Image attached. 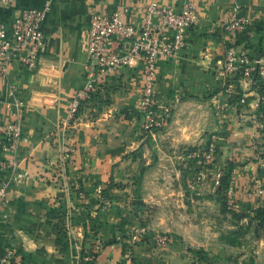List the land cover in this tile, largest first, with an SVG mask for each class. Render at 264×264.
Wrapping results in <instances>:
<instances>
[{
  "label": "crops",
  "instance_id": "crops-1",
  "mask_svg": "<svg viewBox=\"0 0 264 264\" xmlns=\"http://www.w3.org/2000/svg\"><path fill=\"white\" fill-rule=\"evenodd\" d=\"M45 1L0 6V21L9 33L16 12L40 9ZM149 1L177 12L193 2L199 13L176 57L157 62L153 96L158 114L168 110L166 124L149 133L141 128L136 109L141 68L132 60L79 106L68 133L74 151L60 161L58 126L83 83L90 15L125 6L126 19L136 22ZM236 17L247 20L244 27L227 29ZM40 30L39 65L31 71L17 62L7 67V79L23 102L22 137L18 165L0 204V258L12 250V260L22 264H77L84 232L93 229L102 243L93 264H198L189 248L203 245L205 225L192 214L185 218L172 200L183 199L177 187L188 183L186 198L211 202L219 188L214 167L189 156L211 137L218 150L214 165L231 166L233 194H224L226 209L246 222L264 209V197L251 193L256 181L264 182L251 148L257 139L250 117L258 91L241 85L247 99L240 104L223 90L229 81L223 69L227 50L264 55V0H49ZM7 99L0 78V124L10 119ZM8 175L0 169V177ZM168 183L175 191L165 190ZM76 190L85 193L83 201ZM154 232L166 236L165 246L151 240Z\"/></svg>",
  "mask_w": 264,
  "mask_h": 264
},
{
  "label": "built area",
  "instance_id": "built-area-1",
  "mask_svg": "<svg viewBox=\"0 0 264 264\" xmlns=\"http://www.w3.org/2000/svg\"><path fill=\"white\" fill-rule=\"evenodd\" d=\"M14 0H0V6H9ZM49 0L43 7L22 8L11 20L9 33L5 24L0 21V78L7 84V104L10 108V119L0 124V148L4 159L0 161V169L8 172L6 179L0 177V204L5 198L11 176L18 165L19 142L22 137L23 102L17 97L14 86L7 79V67L17 62L27 70H34L39 65V52L43 42L40 23L48 9ZM127 7H120L111 13L94 12L88 19L85 59L82 64L83 83L73 91L70 99L66 121L58 126V145L60 161L74 151L72 142L68 141L71 122L74 120L79 106L90 100L93 94L106 85L111 76L120 68L130 66L133 60L141 68L139 97L136 103L139 123L145 132H151L166 124L168 110L158 114L155 107L153 89L156 83L157 62L173 60L178 51L186 44V31L199 23V13L193 2H186L177 12L172 6L160 5L154 1L146 3L136 22L126 19ZM246 19L236 17L229 20L227 29L241 30ZM223 69L229 81L223 86L224 92L235 94L240 104H245L247 94L241 85H252L257 89V97L253 102L255 112L251 115V123L257 133V139L251 148L258 159L260 170L264 174V56H250L245 50H227L223 57ZM218 155L215 138L204 146L189 154L191 158L214 167L212 178L215 185H220L222 167L216 166ZM196 181V180H195ZM194 181L190 186H194ZM76 197L83 201V194L76 190ZM252 194L264 197V182L256 181ZM228 197L233 194V186L226 191ZM151 240L165 246L164 235H152ZM78 256L77 264H93L95 254L102 243L97 234L85 240ZM6 257L0 262L22 264L14 261L13 251L8 250Z\"/></svg>",
  "mask_w": 264,
  "mask_h": 264
},
{
  "label": "rangeland",
  "instance_id": "rangeland-1",
  "mask_svg": "<svg viewBox=\"0 0 264 264\" xmlns=\"http://www.w3.org/2000/svg\"><path fill=\"white\" fill-rule=\"evenodd\" d=\"M187 184L180 183V187H177L182 192L183 199L172 201L182 207L187 214L185 218L192 214L194 220L203 221L204 224L201 226L205 225L204 231H201L203 235L201 238H204L203 245L189 248L190 254L197 259V263L264 264V221L262 224L259 223L262 221H258L261 216L253 214L246 218V222L241 214L227 210L222 196L223 191L220 189H216L210 203L186 198L190 190ZM165 187L166 191L176 189L171 183L165 184ZM175 196L173 195L172 198L174 199ZM168 206L173 208L171 204ZM209 221L211 224L208 223ZM191 233L187 232L188 236H191Z\"/></svg>",
  "mask_w": 264,
  "mask_h": 264
},
{
  "label": "trees",
  "instance_id": "trees-1",
  "mask_svg": "<svg viewBox=\"0 0 264 264\" xmlns=\"http://www.w3.org/2000/svg\"><path fill=\"white\" fill-rule=\"evenodd\" d=\"M93 96H94V94L92 95V97L90 98V100L93 98ZM85 103V102H84ZM81 105H83V103L81 104ZM80 105V106H81ZM230 173H231V166H225V167H222V176H221V178H220V185H219V188L218 189H220V190H222L223 191V193H222V196H224V194H225V192H226V190H227V188H228V186H229V181H230ZM114 185V184H113ZM113 185H108L105 189H103L102 191H101V195H106V192H107V190L110 188V186H113ZM83 195H85V193L82 191L81 192ZM89 199V198H88ZM225 199V198H224ZM89 201V200H88ZM90 202H91V200H90ZM86 208L88 207V205L86 204V206H85ZM255 215H257V216H261V218L258 220V221H262V222H259V223H263V221H264V209H258L257 211H256V213H255ZM93 236H95V231L93 230V229H90V230H86L85 232H84V239H86L87 241L88 240H90L91 238H93ZM85 245L86 244V242L85 241H83L82 242V245Z\"/></svg>",
  "mask_w": 264,
  "mask_h": 264
},
{
  "label": "water",
  "instance_id": "water-1",
  "mask_svg": "<svg viewBox=\"0 0 264 264\" xmlns=\"http://www.w3.org/2000/svg\"><path fill=\"white\" fill-rule=\"evenodd\" d=\"M264 56V55H263Z\"/></svg>",
  "mask_w": 264,
  "mask_h": 264
}]
</instances>
